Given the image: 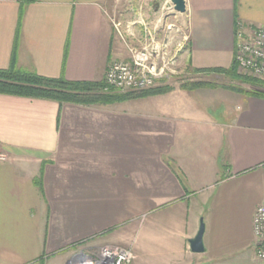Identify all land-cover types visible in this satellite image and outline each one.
Returning <instances> with one entry per match:
<instances>
[{
	"label": "crops",
	"instance_id": "crops-1",
	"mask_svg": "<svg viewBox=\"0 0 264 264\" xmlns=\"http://www.w3.org/2000/svg\"><path fill=\"white\" fill-rule=\"evenodd\" d=\"M108 1L0 0V70L103 83L142 34ZM185 3L162 21L188 36L181 71L230 68L237 24L264 28V0ZM0 154V264H83L97 252L66 249L95 237L123 241L132 264H264L252 228L264 98L221 86L106 105L0 93ZM200 219L205 252L193 254ZM123 224L126 236L103 235Z\"/></svg>",
	"mask_w": 264,
	"mask_h": 264
},
{
	"label": "built area",
	"instance_id": "built-area-1",
	"mask_svg": "<svg viewBox=\"0 0 264 264\" xmlns=\"http://www.w3.org/2000/svg\"><path fill=\"white\" fill-rule=\"evenodd\" d=\"M169 0H165L163 7ZM167 14L173 11H164ZM162 22L154 28L143 24L140 46H127L128 57L113 60L104 76L103 93L126 94L148 91L161 82H167L177 72L178 58L185 52L188 36L178 23ZM163 36L159 39V32ZM235 63L242 75L264 83V28L253 29L237 24L235 31ZM6 156L0 154V161ZM256 239L255 257L264 263V205L256 208L252 219ZM94 264H130L132 254L122 248H106L100 251ZM92 259H86L83 264Z\"/></svg>",
	"mask_w": 264,
	"mask_h": 264
},
{
	"label": "trees",
	"instance_id": "trees-1",
	"mask_svg": "<svg viewBox=\"0 0 264 264\" xmlns=\"http://www.w3.org/2000/svg\"><path fill=\"white\" fill-rule=\"evenodd\" d=\"M34 0H23L24 3L29 4ZM196 74H212L222 76L230 82L247 84L254 87L264 89V83L256 81L245 75L238 73L236 63L228 69H212L192 71ZM218 85L204 82H195L191 85H184L182 88L187 91H194L205 87H217ZM229 89L236 92H241L247 96L264 98V93L243 90L233 84H228ZM104 83H83L70 82L63 78L48 79L40 77L34 73H25L19 71L0 70V93L54 101L59 104L71 103L79 105H106L120 103L131 99L144 98L147 96L163 95L171 91L168 86H159L155 89L137 93L126 94H106L103 93Z\"/></svg>",
	"mask_w": 264,
	"mask_h": 264
},
{
	"label": "rangeland",
	"instance_id": "rangeland-1",
	"mask_svg": "<svg viewBox=\"0 0 264 264\" xmlns=\"http://www.w3.org/2000/svg\"><path fill=\"white\" fill-rule=\"evenodd\" d=\"M165 0H109L107 2V11L109 12V14L111 15V18H114V14L115 17L117 18L118 16L116 14H120L122 12L123 15L120 17V19H141L140 22L141 27L143 24L148 25L152 28H154L156 25H158V23L160 24L162 21H164V17L167 16V13L163 11V5H164ZM131 12L130 15H128V12ZM118 14V15H119ZM135 15V17H134ZM175 20H168L166 21V24H174ZM163 23H162V27L159 28L158 30H162L163 28ZM125 24L122 23L121 28L124 29ZM121 31V30H120ZM158 35H160V32L158 33ZM124 36V33H123ZM163 36V34H161L158 38L161 39ZM180 69V70H179ZM184 69L180 68V65L177 66V72L178 74H176L174 77H172L171 79H169V81L167 82H161L159 83L156 87L159 86H168L170 87L171 91L172 90H184V88H182L184 85H191L195 82H204V83H211V84H215L218 85L217 87H226L228 88V84H233L234 86H237L238 88H242L243 90H251L250 89V85L247 84H241V83H236V82H230L228 81L226 78L222 77V76H217V75H212V74H196V73H190L189 70L188 71H183ZM238 73L239 70L237 69ZM192 72V71H191ZM241 74V73H240ZM155 87V88H156ZM153 88V89H155ZM205 88H212V87H205ZM216 88V87H214ZM202 89V88H201ZM229 89V88H228ZM231 91H233L232 89H229ZM186 91V90H185ZM253 91V90H252ZM204 93V92H203ZM197 101V100H196ZM142 221V220H141ZM127 225L123 224V225H119L118 227H115L111 230H108L107 232L103 233V235H108L109 232H112L113 230H119L121 235L125 236L127 235ZM106 241V239H103ZM108 241V240H107ZM117 243V244H116ZM121 243V244H120ZM123 241H117L114 244L110 243L109 241L107 243L102 242L101 240H99L98 237H95L93 239H87V240H83V241H79L77 243H75L74 245H69L67 247L66 250L69 251H79V249L84 248L85 250H87L89 253L96 254L97 255L95 257L92 258V260L87 261L86 264H94L95 260L98 259V254L100 251H103L106 248H121L123 249ZM94 250V251H91ZM98 249V251H97ZM133 258V255H132ZM133 261L130 262V264H132Z\"/></svg>",
	"mask_w": 264,
	"mask_h": 264
},
{
	"label": "water",
	"instance_id": "water-1",
	"mask_svg": "<svg viewBox=\"0 0 264 264\" xmlns=\"http://www.w3.org/2000/svg\"><path fill=\"white\" fill-rule=\"evenodd\" d=\"M167 10L173 11L178 14H184L186 12L185 0H169V2H167L163 8V11ZM250 89L256 92L264 93L263 88L250 86ZM204 232L205 226L202 219H200V224L196 235L188 240L189 250L191 253L202 254L205 252V247L203 244Z\"/></svg>",
	"mask_w": 264,
	"mask_h": 264
}]
</instances>
